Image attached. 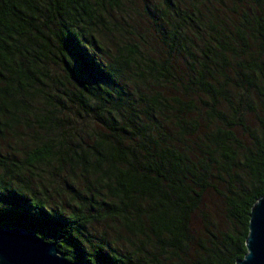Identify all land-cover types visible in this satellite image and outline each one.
<instances>
[{"label":"trees","instance_id":"1","mask_svg":"<svg viewBox=\"0 0 264 264\" xmlns=\"http://www.w3.org/2000/svg\"><path fill=\"white\" fill-rule=\"evenodd\" d=\"M263 194L264 0H0V227L236 264Z\"/></svg>","mask_w":264,"mask_h":264},{"label":"water","instance_id":"2","mask_svg":"<svg viewBox=\"0 0 264 264\" xmlns=\"http://www.w3.org/2000/svg\"><path fill=\"white\" fill-rule=\"evenodd\" d=\"M247 252L236 264H264V194L250 212ZM0 264H92L71 260L56 242L43 239L26 227H0Z\"/></svg>","mask_w":264,"mask_h":264}]
</instances>
